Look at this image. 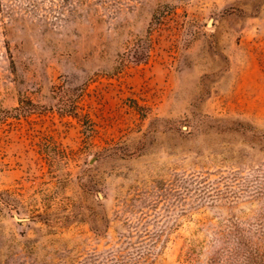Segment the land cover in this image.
I'll list each match as a JSON object with an SVG mask.
<instances>
[{"label":"rangeland","instance_id":"374dc122","mask_svg":"<svg viewBox=\"0 0 264 264\" xmlns=\"http://www.w3.org/2000/svg\"><path fill=\"white\" fill-rule=\"evenodd\" d=\"M0 264H264V0H0Z\"/></svg>","mask_w":264,"mask_h":264}]
</instances>
